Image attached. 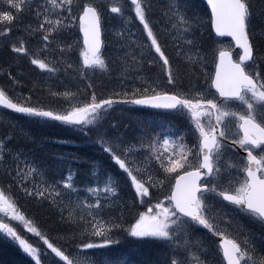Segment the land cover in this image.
<instances>
[{"label": "snow or ice", "instance_id": "6c2138e0", "mask_svg": "<svg viewBox=\"0 0 264 264\" xmlns=\"http://www.w3.org/2000/svg\"><path fill=\"white\" fill-rule=\"evenodd\" d=\"M206 8L202 16L187 0H0V51L11 57L0 66V108L95 133L124 178L93 170L78 186L69 170L49 179L13 146L29 139L16 124L0 129V233L32 264H120L89 250L118 244L121 233L162 245L155 264H264V0ZM106 19L121 21L111 56ZM22 59L49 79L70 76L75 90L26 81ZM120 105L166 110L183 127L139 123L128 137L108 120ZM21 196L54 214L53 226L42 229Z\"/></svg>", "mask_w": 264, "mask_h": 264}, {"label": "trees", "instance_id": "16d2710c", "mask_svg": "<svg viewBox=\"0 0 264 264\" xmlns=\"http://www.w3.org/2000/svg\"><path fill=\"white\" fill-rule=\"evenodd\" d=\"M155 2L157 7H159L163 5L165 0H155ZM187 2L190 12L195 11L202 16L207 12L202 0H187ZM120 26V20L106 19L105 21L106 56H111L113 51V44L109 43L113 40L112 30L118 29ZM207 35L206 32L205 39H207ZM77 36L78 32L75 30L72 39L74 40ZM76 55H74L73 59H76ZM9 62H11V57L0 51V66H6ZM20 68L28 74L25 77L26 81L29 78L38 79L42 84L50 85L53 90H63L65 88L75 90L76 81L70 76L60 74L49 79L47 76L39 75L38 70H34L26 59L21 60ZM12 70L16 71L15 66ZM94 79L107 81V77L99 75L94 77ZM2 82L4 81L0 78V83ZM23 91L27 94L28 89L24 88ZM52 106L58 107L61 104L53 101ZM108 120L119 121L122 126L121 130L128 137L135 134L139 123L153 126H167L168 124V120L150 117L149 111L130 105L117 106L114 111L110 112ZM158 121L160 122L157 124ZM9 122L16 124V131L21 137L26 136L29 138H20L13 142V146L22 149L38 166L45 168L49 179L59 178V176L66 175L71 170L75 173L76 184L82 186L92 182L91 172L96 170L101 176L111 173L114 178L119 179L121 184H123V176L117 173L116 168L112 165L107 155L102 153L99 146L94 143L95 133H92L90 138L84 137L82 133L72 126L53 121H44L40 118L24 117L0 110V129ZM169 122L177 125L172 118ZM123 125L128 127L123 128ZM106 126L107 122L105 123ZM179 126H183V121L180 122ZM121 195L127 197V188L122 189ZM20 205L30 217L36 218L42 229L48 230L53 226L55 216L51 212H45L43 208H37L32 201L22 196ZM125 217L126 219L129 218L127 211H125ZM20 232L27 237L28 233H24L21 230ZM34 237L32 236V239ZM115 238L119 239L118 244L109 245L104 249L89 250L93 259L107 262L119 261L120 264H155V261L159 258L162 245L156 241L149 238H134L123 233ZM41 247H43L42 242ZM0 264H32V262L30 257L19 248L16 242L5 235H0Z\"/></svg>", "mask_w": 264, "mask_h": 264}, {"label": "rangeland", "instance_id": "374dc122", "mask_svg": "<svg viewBox=\"0 0 264 264\" xmlns=\"http://www.w3.org/2000/svg\"><path fill=\"white\" fill-rule=\"evenodd\" d=\"M117 20H119V19H117ZM15 226L17 227L18 231L21 230L22 232L25 233V231L22 229V227H21L19 224H16ZM32 236H33L32 234H28V235H27V237L31 238L30 241H31L33 244H36V245H40V246H41V241H39L38 238H36V237H34V239H32Z\"/></svg>", "mask_w": 264, "mask_h": 264}, {"label": "water", "instance_id": "95a60500", "mask_svg": "<svg viewBox=\"0 0 264 264\" xmlns=\"http://www.w3.org/2000/svg\"><path fill=\"white\" fill-rule=\"evenodd\" d=\"M204 2L206 3V0H204ZM225 39H228V40H230L231 38L230 37H224ZM142 107H146V108H148V109H153V108H151V107H149V106H142ZM157 110H161V109H157ZM8 111H10V110H8Z\"/></svg>", "mask_w": 264, "mask_h": 264}]
</instances>
